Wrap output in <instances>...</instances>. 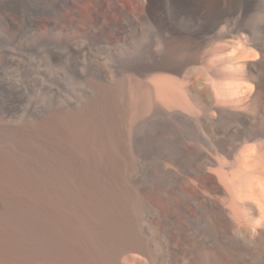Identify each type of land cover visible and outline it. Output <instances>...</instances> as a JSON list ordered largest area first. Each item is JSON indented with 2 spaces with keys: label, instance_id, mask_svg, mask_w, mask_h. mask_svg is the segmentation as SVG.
I'll return each mask as SVG.
<instances>
[{
  "label": "bare ground",
  "instance_id": "1",
  "mask_svg": "<svg viewBox=\"0 0 264 264\" xmlns=\"http://www.w3.org/2000/svg\"><path fill=\"white\" fill-rule=\"evenodd\" d=\"M96 1L117 83L0 126V264H264V0Z\"/></svg>",
  "mask_w": 264,
  "mask_h": 264
},
{
  "label": "rangeland",
  "instance_id": "2",
  "mask_svg": "<svg viewBox=\"0 0 264 264\" xmlns=\"http://www.w3.org/2000/svg\"><path fill=\"white\" fill-rule=\"evenodd\" d=\"M7 3L0 23V57L10 66H5L0 58L1 127L21 130L24 137L43 114L67 102L89 99L102 86L117 83L120 50L116 37L110 35L100 40L89 31L90 26H101L96 14L107 17L103 3L96 0H7ZM8 18L14 20V26L6 24ZM78 55L81 62L76 61ZM95 66L103 68L107 78L92 72ZM135 167L131 163L129 176L136 174Z\"/></svg>",
  "mask_w": 264,
  "mask_h": 264
}]
</instances>
